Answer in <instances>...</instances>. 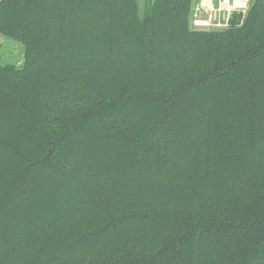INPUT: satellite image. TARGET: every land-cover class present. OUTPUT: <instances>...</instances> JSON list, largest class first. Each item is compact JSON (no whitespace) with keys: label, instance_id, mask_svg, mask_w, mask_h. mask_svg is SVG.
I'll return each instance as SVG.
<instances>
[{"label":"trees","instance_id":"trees-1","mask_svg":"<svg viewBox=\"0 0 264 264\" xmlns=\"http://www.w3.org/2000/svg\"><path fill=\"white\" fill-rule=\"evenodd\" d=\"M191 4L0 0V264H264V0Z\"/></svg>","mask_w":264,"mask_h":264},{"label":"built area","instance_id":"built-area-1","mask_svg":"<svg viewBox=\"0 0 264 264\" xmlns=\"http://www.w3.org/2000/svg\"><path fill=\"white\" fill-rule=\"evenodd\" d=\"M252 0H192L189 27L198 31L224 30L242 22Z\"/></svg>","mask_w":264,"mask_h":264},{"label":"rangeland","instance_id":"rangeland-1","mask_svg":"<svg viewBox=\"0 0 264 264\" xmlns=\"http://www.w3.org/2000/svg\"><path fill=\"white\" fill-rule=\"evenodd\" d=\"M2 56L4 61L19 63L22 59L21 49L13 42H5Z\"/></svg>","mask_w":264,"mask_h":264}]
</instances>
